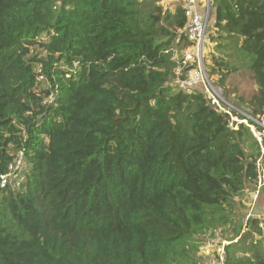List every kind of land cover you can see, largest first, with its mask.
Masks as SVG:
<instances>
[{"label": "trees", "instance_id": "1", "mask_svg": "<svg viewBox=\"0 0 264 264\" xmlns=\"http://www.w3.org/2000/svg\"><path fill=\"white\" fill-rule=\"evenodd\" d=\"M213 7L207 69L251 116L237 128L179 88L184 6L0 0V264H197L217 231L224 264H264V217L236 207L264 178V0Z\"/></svg>", "mask_w": 264, "mask_h": 264}, {"label": "built area", "instance_id": "2", "mask_svg": "<svg viewBox=\"0 0 264 264\" xmlns=\"http://www.w3.org/2000/svg\"><path fill=\"white\" fill-rule=\"evenodd\" d=\"M184 12L187 18V24L184 28V32L191 42V46L185 51L183 59L179 62L180 66L177 72L180 73L187 70V77L178 82L179 88L186 92H191L195 88H200L210 98L211 103L217 107L218 110L228 113L231 116V127L237 128L234 122H245L248 124V118H251L249 114L243 113L247 119H239L234 116L231 111L233 107L223 97V90L220 86L216 85L210 77L207 69V65L204 57V42L208 31V20L212 15L211 0H184ZM43 79V77H41ZM255 136L261 140V133L255 131L254 126H251ZM26 166L24 153L19 151L14 161L9 165L8 173L1 176V184L6 185L14 183L17 187L20 185V181L23 180V170ZM264 183L262 181V175H259L258 184L261 186ZM225 245L223 244V247ZM222 246L219 247V259L218 264H224V255Z\"/></svg>", "mask_w": 264, "mask_h": 264}, {"label": "rangeland", "instance_id": "3", "mask_svg": "<svg viewBox=\"0 0 264 264\" xmlns=\"http://www.w3.org/2000/svg\"><path fill=\"white\" fill-rule=\"evenodd\" d=\"M162 3L164 7H169L171 10H174L177 5H182V6L185 5L184 0H162ZM211 3H212V7H211L212 15L208 20V31L205 37V42H204V47H203L205 51L204 53L205 62L208 68L210 66V55L213 52V45H212L213 43L209 39V34L211 31L213 32L214 30L213 25H214V19H215L213 0H211ZM34 48H35L34 53L36 52L42 53V50L39 49L38 47H34ZM176 58H177V55H176ZM210 77L212 78V80L216 78L215 76L213 77L210 76ZM41 80H44V79H41ZM251 88L252 86L250 84L243 83L242 88H240V94L245 93V95H248L249 92L251 91ZM262 181H264L263 175H262ZM11 186L14 189L18 188L14 183H12ZM261 186H259L258 184V187L256 190L254 187H250L247 190H245V194L243 196L238 197L236 207L240 208V205H244V206H241V210L239 211V213H241L242 215L245 214L247 217L258 216V215L264 217V190L260 192ZM231 237H232L231 232L226 234V239H230ZM261 238H262L261 242L264 245V226H263V236L260 237L259 239ZM227 243L228 241L222 240L221 232L217 231L214 239L210 240V242H208L206 245L200 248V251L197 254V264H218V259H219L218 254H220L219 247L222 246V248L220 249H222L223 252H225V246L223 247V244L225 245ZM224 259H225V255H224Z\"/></svg>", "mask_w": 264, "mask_h": 264}]
</instances>
